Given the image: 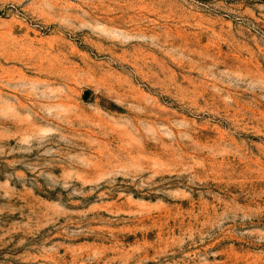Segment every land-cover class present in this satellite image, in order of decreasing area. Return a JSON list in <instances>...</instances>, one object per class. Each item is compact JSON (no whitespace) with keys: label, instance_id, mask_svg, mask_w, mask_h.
<instances>
[{"label":"rangeland","instance_id":"rangeland-1","mask_svg":"<svg viewBox=\"0 0 264 264\" xmlns=\"http://www.w3.org/2000/svg\"><path fill=\"white\" fill-rule=\"evenodd\" d=\"M0 264H264V0H0Z\"/></svg>","mask_w":264,"mask_h":264}]
</instances>
